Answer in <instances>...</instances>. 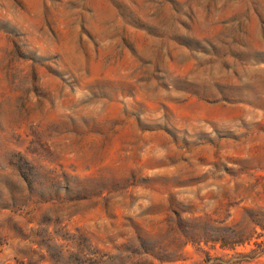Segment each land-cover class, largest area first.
<instances>
[{
  "label": "rangeland",
  "instance_id": "obj_1",
  "mask_svg": "<svg viewBox=\"0 0 264 264\" xmlns=\"http://www.w3.org/2000/svg\"><path fill=\"white\" fill-rule=\"evenodd\" d=\"M0 264H264V0H0Z\"/></svg>",
  "mask_w": 264,
  "mask_h": 264
}]
</instances>
